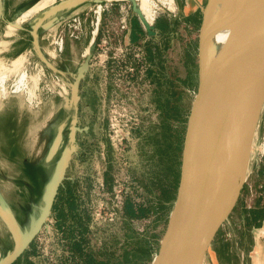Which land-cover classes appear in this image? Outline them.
<instances>
[{"label":"rangeland","instance_id":"374dc122","mask_svg":"<svg viewBox=\"0 0 264 264\" xmlns=\"http://www.w3.org/2000/svg\"><path fill=\"white\" fill-rule=\"evenodd\" d=\"M31 1L8 0L7 10H11L23 2H26V6L29 7ZM57 1L54 0L53 3ZM137 1L141 4V0ZM150 1L158 5L153 25L161 18H168L172 25H174L173 22H177L175 24L177 25V34L171 38L168 49L163 51L164 54L160 57L162 62L159 64V68H161V72L166 77L171 76L178 79L179 85L177 89L180 93L177 94V106L182 110L187 108V116L188 108L196 88V46L197 31L200 24L199 10L197 5H188L186 7L182 0H172L170 6L166 5L170 9L161 8L159 5V1L161 0ZM205 1L198 0L201 4H204ZM128 5L130 6L126 0H103L99 4H84L65 13L62 16L63 22L66 19L77 16L81 18L83 21L82 33L78 39L64 37L63 53L60 55V59H58L55 56L53 40L59 34L60 29L62 30V25L65 23L61 22L52 26L49 30H44L42 35L46 39L41 44L44 57L49 63L52 64L54 62L57 66H60L63 61L66 67L69 68V72L72 73V77H74L73 70L84 60L87 52L91 31L94 29L96 20L95 11L98 8L101 9L100 24L103 26L105 22L118 16L119 6ZM162 6H165V4ZM40 11L20 20V22L16 18L23 30H19L14 26L12 28V26L5 24L1 20L4 19L2 17L4 11L2 14L0 12V73L4 70L7 71V79L4 86L6 95L1 97L0 92V192L7 204L14 209L22 201V197L18 194V188L14 186L13 182V179L17 176L18 157L26 158L33 163H38L42 159L46 147L40 134L45 122L49 120L61 104V100L52 97L50 92L54 88L58 89L59 85L62 86L58 82L60 75L47 70L41 62L36 60L35 52L29 49L27 41H21L22 44L18 46L19 49L10 57L7 55L8 50H15L17 41L21 39L28 40L30 22ZM128 15L129 21L131 17L135 16L130 9ZM178 17L179 19H177ZM147 38V36H143L141 40L134 43L135 46L141 47L144 54L146 53L144 43L147 41ZM155 42L157 44L161 43L159 39H156ZM145 59L147 61V69L149 70L150 67L155 71V66L148 62L146 55ZM55 64L53 66L58 68ZM90 65L81 88V94L85 97V99L83 97V100L87 105L83 106L79 113V125L89 127L88 135H83L82 140L85 145L80 148L81 152L79 153L82 156L76 155L71 158L66 171V177L76 181V185H71L70 188L78 196L80 202H83V208L86 212L89 211L90 207H93V209L98 206L110 208V199L105 196H107V193L110 195L113 192V188L126 189L128 194L129 192L131 193L132 198L136 202L148 199L151 204H155L153 215L149 219L133 221L131 224L139 233L143 230L148 231L151 242L154 236L156 238L160 237L164 228V211H168L164 198L167 192H169L170 186L173 185V175L170 173V169L172 167V171L176 169L184 129L182 131L181 126L175 124L172 133L173 140L169 138L162 146H160V139L153 140V136L155 135H153L151 129L159 122V119L155 104L152 101L155 87L148 76V70L145 73L146 79L149 82V90L146 94H139L135 97L129 96L130 99L118 96L115 99L111 95L109 85L104 82L99 72ZM62 66L64 65L62 64ZM1 67H4V70ZM61 70L64 72L63 69ZM21 73L26 74L27 88L31 89L32 92L30 100L25 91L16 93L12 91L15 81ZM35 77L37 78L36 83L31 80V78ZM38 78L42 80L39 85L37 84ZM113 102L119 107L126 106V112L118 110L123 115L121 118L127 121L128 126H130L129 131L132 140L127 144L125 152L122 154L113 151L107 141V109L113 106ZM263 113L260 114L261 117L253 137L246 180L238 202L227 219L229 221L243 217L246 205L259 208L264 207V174L258 176L257 172L260 165L256 161V148L264 131ZM10 117H12V126L8 121ZM14 124H17V129L14 132H9L11 127L15 128ZM145 137H150L152 140L146 143L143 140ZM10 138L15 140L19 156H11L9 150V146L11 145ZM169 141H173L171 147L169 146ZM155 172L159 173L160 178H162L161 182H159L157 173ZM99 182L104 186V197H98L92 193L93 188L99 186ZM158 183H161L165 187V191L160 199V192L157 189ZM92 185L93 187L91 188ZM145 188L149 189L150 192L146 193ZM60 202L63 203L62 201ZM164 204H166V209L163 210L161 215L160 212L162 211V207L164 208ZM38 207L35 204L32 210L36 211ZM65 210H67L66 205ZM65 219L70 224L74 221L70 217H66ZM47 224L48 227L42 229L33 240L34 251L29 250L27 256H25L27 262H31V264H81V260L71 255L68 249V241L62 238V232L55 227L52 217L48 219ZM222 226L212 240L205 255V262L210 261L209 256L211 255L214 241V244H216V240L223 235L224 227ZM89 228L93 231V235L87 237L88 242L85 250L96 251L100 248L101 243L105 242V246H110L111 251L115 255L122 252L121 250L125 246L124 234L127 232L122 222V213L118 214V219L115 222L95 223L93 226L89 222ZM9 246H11L9 236L6 229L0 223V258L9 250ZM228 248H231V246L227 245V249L219 251L220 259L223 264H236Z\"/></svg>","mask_w":264,"mask_h":264},{"label":"water","instance_id":"95a60500","mask_svg":"<svg viewBox=\"0 0 264 264\" xmlns=\"http://www.w3.org/2000/svg\"><path fill=\"white\" fill-rule=\"evenodd\" d=\"M38 1L32 0L28 9ZM102 1L58 0L31 20L32 47L44 66L62 73L44 57L38 30H49L63 21L65 13L81 5ZM126 1L145 36L154 37V25L144 18L136 0ZM215 1L198 4L196 88L184 124L173 185L164 198L167 205L160 212L162 215L164 209L168 210L164 211V228L159 238L153 237L146 264H203L246 180L251 145L264 104V0H224L218 12ZM3 11L4 0H0L1 14ZM8 24L23 30L17 20ZM221 32L226 33V38L219 45L214 37ZM94 50L95 39L89 42L70 83L68 104L73 108V118L69 146L62 150L43 187L38 215L31 216L27 227L21 228L0 192V220L13 240L12 249L0 258V264H13L41 227H48L46 220L58 187L67 178L71 156L76 152L75 132L87 130L76 126L78 87ZM59 142L60 131L48 158L56 153Z\"/></svg>","mask_w":264,"mask_h":264},{"label":"trees","instance_id":"16d2710c","mask_svg":"<svg viewBox=\"0 0 264 264\" xmlns=\"http://www.w3.org/2000/svg\"><path fill=\"white\" fill-rule=\"evenodd\" d=\"M129 26L128 39L130 42H138L145 36V32L135 16L131 17ZM176 26L175 24L172 25L168 18L158 19L154 24L156 35L152 38H147V41L144 43L146 58L148 62L155 66V71L149 67V70L147 69L148 72L147 70L146 72L155 87L152 101L155 104L159 119V122L153 126L151 132L155 135L153 136V140L160 139V146L169 138L173 140L172 133L175 124L181 126L183 131L186 120L187 108L182 110L177 106V94L180 93L177 89L179 85L178 79L171 76L166 77L161 72V68H159V64L162 62L160 57L164 54L163 51L168 49L171 38L177 34ZM156 39H159L161 43L157 44L155 42ZM143 140L149 143L152 139L145 137ZM172 145L173 141H169V146L171 147ZM172 168L170 169V173L173 175L175 169L172 171ZM155 173H157L159 182H161L162 178H160L159 173ZM257 173L258 176H262L264 174V166L260 165ZM158 184L157 189L160 192V199L165 191V187L161 183ZM71 185H76V181H67L64 183L62 189H60L51 216L55 227L62 232V238L68 241V249L71 255L81 260V264H146L150 253V233L146 230L139 233L131 224L133 221L149 219L153 215L155 204H151L148 199L136 202L132 196L126 195L122 208V222L127 232L124 234L125 246H123L122 252L115 255L111 251L110 246H105V242L101 243L98 250L88 251L85 250L88 242L87 237L93 235V231L89 228L90 217L88 212L83 208V202H80L78 196L71 190ZM148 191L150 192L149 189L145 188V192L148 193ZM65 205L67 210H65ZM243 213V217L248 223L257 224L264 219V207L245 209ZM66 217L74 220L73 223H68L65 219ZM33 247L34 242L27 250L25 256H27L29 250L34 251ZM213 249L216 253L217 251H223L227 249V244H220L218 248L216 244H213ZM15 264H31V262H27L24 257V259Z\"/></svg>","mask_w":264,"mask_h":264},{"label":"built area","instance_id":"2783aa9c","mask_svg":"<svg viewBox=\"0 0 264 264\" xmlns=\"http://www.w3.org/2000/svg\"><path fill=\"white\" fill-rule=\"evenodd\" d=\"M164 8L166 9V7ZM129 9V5L119 6L118 16L112 20H108L101 26V9L98 8L95 11L96 20L94 29L91 31L90 41L95 39V53L92 55L89 65L91 62L90 66L94 67L102 76L104 82L109 85L111 95L114 96L115 99L118 96L129 98V96L135 97L139 94L144 95L149 90V82L145 76L148 68L145 54L140 46H135V44L128 39L130 31L128 20ZM156 10L157 9L154 10L155 15ZM155 15L150 24H153ZM63 23H65L62 25L63 31L60 29L59 34L53 40L55 49L58 51H61L63 47L64 37L78 39L83 30V21L79 16L66 19ZM114 102L113 106L107 109V141L113 151L122 154L125 152L127 144L132 138L129 131L130 126H128L127 121L121 118L123 115L119 112V110L126 112V106L119 107ZM263 112L264 104L261 113ZM256 161L259 165L264 166V131L256 148ZM92 187L93 185L91 188ZM103 187V184L99 182V186L93 188L92 193L95 196L104 197ZM106 195L105 197H109L110 199V208L104 207V209L98 206L93 209V207H90L88 214L91 226L95 223L103 224L115 222V220L118 219V214L122 213L126 195L131 196V193L129 192L128 194L127 190L124 188H113V192H111L110 195L109 193Z\"/></svg>","mask_w":264,"mask_h":264},{"label":"flooded vegetation","instance_id":"af4514ba","mask_svg":"<svg viewBox=\"0 0 264 264\" xmlns=\"http://www.w3.org/2000/svg\"><path fill=\"white\" fill-rule=\"evenodd\" d=\"M7 5H8V0H6L5 4H4L5 9H4V13H3L4 15L2 16L4 19H1L5 22V24H8L9 22H13L14 20H16V18L19 19V16L21 15V13L23 14L26 10H28L27 9L28 7L26 6V2H23L19 5H17L15 8H12L11 10L10 9L7 10ZM7 12H8V14H7ZM63 21H62V23H63ZM8 26H9V24H8ZM43 32H44V30L42 28H40L38 30V44L40 46L41 51L43 50L41 44H43L42 42H44V39H46L42 35ZM28 37H29L28 40H22L21 39V40L17 41L15 44V45H17V46H15V50H11V49L8 50L7 55H9V57H10L13 53H15L19 49L18 46H20L22 44L21 41H25V42L27 41L29 44V49L31 51L35 52L33 50V47H32V37H31L29 31H28ZM23 46H21V47L23 48ZM63 49L64 48L62 47L61 51H58L56 49L54 50L55 56L58 57V59H60L59 57L63 53ZM52 51H53V48H52ZM35 58L37 61H39V59L36 57V55H35ZM53 64H55V63L52 62V65ZM62 64L64 66H62ZM62 64L60 66L59 65L57 66L55 64L58 67L57 69L62 72V73H58V75H60L59 76L60 79H58V82L61 83L62 86L59 85L58 89L54 88L53 90H55V91H53V90L50 91L52 94V97H56V98H59L61 100V104L59 105L57 110L54 112V114L49 118V120H47L45 122L43 130L40 134L41 139L45 143V147H46L45 148V154L38 163H33L30 160H27L26 158L18 157L17 176H15V178L13 179L14 180L13 182H14V186L16 188H18V194L22 197V199H21L22 201L19 202V204L15 207V209L13 207L9 206V204H8V206L12 210L14 217H15L16 221L18 222V224L20 225L21 228L27 227L31 216H37L38 215L39 207L41 204V195H42L43 187H44L45 183L47 182L49 176L51 175L53 168H54V165H55V162L58 159V157L60 156L62 150L69 146V138H70L71 127H72L71 121L73 118V108L71 105L68 104V102L70 100V83L73 81V77H72V73L69 72L70 71L69 68L66 67V65L64 64L63 61H62ZM44 67L47 70H49L46 66H44ZM61 69H63L64 72ZM75 70L76 69L73 70L74 74H75ZM41 74L45 77V75L43 73H41ZM66 74L68 77L66 76ZM84 79L80 81L79 87H78L80 99L77 103V112H76V118H77L76 126H78L81 129L86 127V126H80L79 125L80 109L83 106L87 105L83 100L84 95L81 94L82 93L81 88H82V83H83ZM41 82H42L41 78H38L37 84L39 85ZM84 99H85V97H84ZM86 100H87V98H86ZM64 114H66V115H64ZM11 119H12V117H10V119H8V121L10 122V125L12 126L13 124H11L12 123ZM62 123H63V125H62ZM14 126H15V128L11 127L9 132L10 131L14 132V130L17 129V124H14ZM55 128H56V130H55ZM88 130H89V127H87V130H82L81 132H79V131L75 132L74 144L76 147V152L72 154L71 158L73 156H76V155L82 156V154H79L81 152L80 148L83 145H85V143L82 140V137H83V135H86V136L88 135ZM59 131H60V142H59L58 148L56 150V153L52 157L48 158L49 149H50L52 143L54 142L55 138L57 137ZM10 141H11V145L9 146L10 154H11V156L13 155L16 157L19 154L18 147L15 143V140H12V138H10ZM67 181L72 182L74 180L67 177L62 182V184L58 187V190H57V193H56V196L54 198V202H53V205L51 208L50 216L48 217V219L52 216V211H53L54 205L56 204V199H57V196L59 194V191L64 186V183H66ZM35 204L37 206H39L36 211L32 210V208ZM48 219L46 220V223H48ZM0 223L3 225V227L7 231V228L5 227V225L3 224V222L1 220H0ZM42 229H44V226L41 227L40 231ZM7 235L9 236V239L11 242V246L8 247V249L10 250V249H12V246H13V240H12V237H11V234L9 233V231H7ZM32 243H33V241H32ZM31 244L29 245V247L31 246ZM29 247L25 250L23 255L21 257H19L13 264L24 259L25 254H26L27 250L29 249Z\"/></svg>","mask_w":264,"mask_h":264},{"label":"crops","instance_id":"0c3cea01","mask_svg":"<svg viewBox=\"0 0 264 264\" xmlns=\"http://www.w3.org/2000/svg\"><path fill=\"white\" fill-rule=\"evenodd\" d=\"M182 2L186 7L188 5H197L198 7L200 1L182 0ZM176 23L173 22V24ZM254 208L259 207L246 205L244 209ZM222 227H224L223 235L216 240L217 248L220 244L225 243L231 246L228 251L233 256L236 264H264V219L257 224H253L248 223L245 218L241 217L232 221L226 220ZM209 257L210 261L205 262L204 258L203 264H223L219 252L216 253L213 246Z\"/></svg>","mask_w":264,"mask_h":264},{"label":"bare ground","instance_id":"6f19581e","mask_svg":"<svg viewBox=\"0 0 264 264\" xmlns=\"http://www.w3.org/2000/svg\"><path fill=\"white\" fill-rule=\"evenodd\" d=\"M171 1L172 0H161L159 1V5L161 8H164L165 6H162V5H167V6H170L171 5ZM224 0H216L215 1V11L218 12L220 10V8L222 7L223 5V2ZM54 2V0H40L38 1L36 4H34L33 6H31L28 10H26L21 17H19L18 19V22H20V20L22 19H25L27 18L28 16H30L31 14L33 13H36L40 10H43L44 8H46L47 6H50L52 3ZM136 2L138 3V1L136 0ZM166 2V3H165ZM139 7H140V10L144 16V18L147 20L148 23H151L154 15H155V9H157L158 5L155 4L154 2H151L150 0H141V4L138 3ZM166 6V9H170V7H167ZM93 30V29H92ZM226 38V33L225 32H221V33H218L217 35H215L214 37V42H217V44H222L224 39ZM16 64V63H15ZM20 64V63H19ZM17 65V64H16ZM15 65V66H16ZM2 68V67H1ZM17 69V67H15ZM4 70V67L2 68ZM15 70V69H13ZM2 71V70H1ZM10 71V70H9ZM7 71H3L2 73H0V92H1V97L5 96L6 95V92H5V82H6V79H7V74H6ZM16 72V71H15ZM14 72V73H15ZM31 80L33 82L36 83L37 81V78H31ZM13 92H20V91H25V93L28 94V99L30 100L31 97H32V92H31V89H28L27 88V77H26V74L25 73H21L17 80L15 81L14 85H13ZM24 95V94H23ZM29 103V102H28ZM63 109V108H62ZM66 115V114H64ZM62 121V120H61ZM63 125V123H62ZM58 126V125H57ZM56 130V128H55ZM58 130V129H57Z\"/></svg>","mask_w":264,"mask_h":264}]
</instances>
